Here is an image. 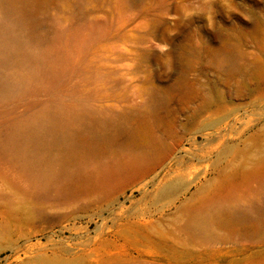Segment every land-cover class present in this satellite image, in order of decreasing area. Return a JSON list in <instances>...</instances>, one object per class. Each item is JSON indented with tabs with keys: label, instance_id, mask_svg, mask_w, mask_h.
<instances>
[{
	"label": "rangeland",
	"instance_id": "1",
	"mask_svg": "<svg viewBox=\"0 0 264 264\" xmlns=\"http://www.w3.org/2000/svg\"><path fill=\"white\" fill-rule=\"evenodd\" d=\"M13 3L0 264H264V0Z\"/></svg>",
	"mask_w": 264,
	"mask_h": 264
},
{
	"label": "bare ground",
	"instance_id": "2",
	"mask_svg": "<svg viewBox=\"0 0 264 264\" xmlns=\"http://www.w3.org/2000/svg\"><path fill=\"white\" fill-rule=\"evenodd\" d=\"M0 5H1V14H5V13H8L10 11L13 10L14 8V3H13V0H0ZM1 17V16H0ZM2 20H0V30H2L4 27H6V23L4 22L3 18L1 17ZM6 37V36H5ZM13 37V38H12ZM11 38H9L8 40H10L9 44H8V47L6 49V54L4 56L5 59H16V57L18 56V46H19V43H20V40L17 36H12ZM1 43V42H0ZM1 45H3V43H1ZM3 48V47H2ZM5 49V48H4ZM5 51V50H4ZM2 53V52H0ZM21 53V52H20ZM26 53V52H25ZM30 55V54H29ZM23 58V57H22ZM25 58V57H24ZM23 58V59H24ZM26 59V58H25ZM12 61V60H11ZM17 61V60H16ZM5 68V67H4ZM10 72V71H9ZM3 76V75H1ZM8 76V74H7ZM10 76V75H9ZM13 76V75H12ZM25 77V76H23ZM14 78V77H13ZM4 79V78H3ZM7 79V78H6ZM13 81V80H12ZM1 82V81H0ZM9 82V81H8ZM19 82V81H18ZM7 83V82H6ZM12 84V83H11ZM6 86V85H5ZM4 87V86H3ZM176 185H171L169 186V188H175Z\"/></svg>",
	"mask_w": 264,
	"mask_h": 264
}]
</instances>
